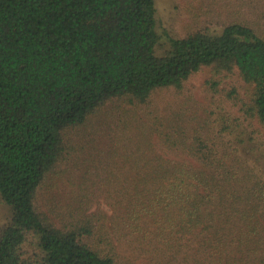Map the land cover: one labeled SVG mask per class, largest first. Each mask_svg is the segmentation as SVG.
<instances>
[{
  "label": "trees",
  "instance_id": "obj_1",
  "mask_svg": "<svg viewBox=\"0 0 264 264\" xmlns=\"http://www.w3.org/2000/svg\"><path fill=\"white\" fill-rule=\"evenodd\" d=\"M247 6L248 19L230 9L219 33L166 34L158 46L154 0H0V197L10 209L0 264H115L87 241V217L57 226L37 203L64 133L107 101L146 102L205 66L237 69L264 124V0ZM209 143H190L188 159L145 156L123 176L122 229L139 233L149 217L156 239L189 264H264V180Z\"/></svg>",
  "mask_w": 264,
  "mask_h": 264
},
{
  "label": "rangeland",
  "instance_id": "obj_2",
  "mask_svg": "<svg viewBox=\"0 0 264 264\" xmlns=\"http://www.w3.org/2000/svg\"><path fill=\"white\" fill-rule=\"evenodd\" d=\"M154 1L158 46L166 34L219 33L231 20L230 9L248 19V0ZM251 94L237 69L218 73L205 66L180 89L157 90L146 102L107 101L64 133L63 155L37 196L40 209L57 226L87 217V241L112 254L115 264H189L156 239L149 217L139 221V233L122 229V177L134 176L146 164L145 156L188 159L189 144L197 147L204 139L214 156L236 153L264 180V124L248 111ZM9 214L0 197V226Z\"/></svg>",
  "mask_w": 264,
  "mask_h": 264
}]
</instances>
